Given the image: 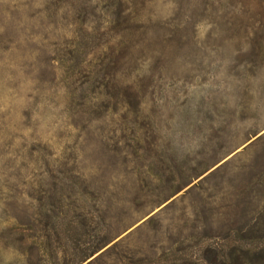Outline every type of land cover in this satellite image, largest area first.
Segmentation results:
<instances>
[{
  "label": "rangeland",
  "instance_id": "1",
  "mask_svg": "<svg viewBox=\"0 0 264 264\" xmlns=\"http://www.w3.org/2000/svg\"><path fill=\"white\" fill-rule=\"evenodd\" d=\"M0 264H264V0H0Z\"/></svg>",
  "mask_w": 264,
  "mask_h": 264
},
{
  "label": "trees",
  "instance_id": "2",
  "mask_svg": "<svg viewBox=\"0 0 264 264\" xmlns=\"http://www.w3.org/2000/svg\"><path fill=\"white\" fill-rule=\"evenodd\" d=\"M50 196H51V195H50ZM21 222H22V223L24 222L23 219H21ZM86 257H87V256H86ZM86 257H85V258H86ZM85 258H84V259H85Z\"/></svg>",
  "mask_w": 264,
  "mask_h": 264
}]
</instances>
